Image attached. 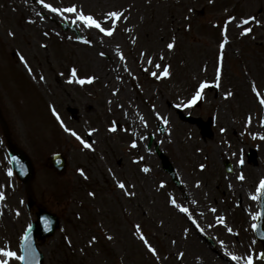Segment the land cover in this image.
<instances>
[{
    "label": "rangeland",
    "instance_id": "1",
    "mask_svg": "<svg viewBox=\"0 0 264 264\" xmlns=\"http://www.w3.org/2000/svg\"><path fill=\"white\" fill-rule=\"evenodd\" d=\"M81 12L112 34L89 27ZM262 101L264 0H0V249L20 255L37 212L26 207L30 188L62 222L40 242L45 264H264L253 233ZM6 127L35 162L31 187L9 174ZM54 153L69 159L63 174L47 169Z\"/></svg>",
    "mask_w": 264,
    "mask_h": 264
},
{
    "label": "water",
    "instance_id": "2",
    "mask_svg": "<svg viewBox=\"0 0 264 264\" xmlns=\"http://www.w3.org/2000/svg\"><path fill=\"white\" fill-rule=\"evenodd\" d=\"M11 151L14 154H17L18 156L24 159L23 155L17 150H15L13 147L11 148ZM14 154L12 156H13V160H15L17 174L19 176L25 175V172L22 170V162L18 159H15ZM24 163L26 164L27 168L30 170V175L26 177L24 181H30L33 178L32 168L30 166V163L26 159ZM57 227H58V221L56 217L44 213V211L42 210L41 213L38 215L37 222L34 223L33 226L27 232L26 236L29 238V240L27 241L29 247L27 249L25 248L26 241L24 238L23 256H25L26 259L22 261V264L43 263V257L36 247V238L45 239V237L53 235Z\"/></svg>",
    "mask_w": 264,
    "mask_h": 264
},
{
    "label": "snow or ice",
    "instance_id": "3",
    "mask_svg": "<svg viewBox=\"0 0 264 264\" xmlns=\"http://www.w3.org/2000/svg\"><path fill=\"white\" fill-rule=\"evenodd\" d=\"M40 2H41V3H44V0H40ZM47 7L50 8V9H52V11H54V12H60V11H61L59 8H55V7H53V5H51V4H48ZM67 11H68V12H76L77 9H76V7H69V8L67 9ZM110 15L113 16V17L119 18L122 14L119 13V12H112V13H110ZM79 19L85 21V22L88 24L89 27L95 26V27H97V28H101V30H102V31H106L108 35H111L112 32H113V30H112L111 28H108V29H104V28H102L100 22L97 21V20H96L94 17H92L91 15H85L83 12H81V13H80V16H79ZM250 20H255V17H251ZM248 22H249L248 20H245V21H244L245 24H247ZM256 22L259 23V21H256ZM244 31H245L246 33H248V32H251L252 29L249 27V28H245ZM173 47H174V44H172V43L168 44V48H173ZM222 47H223V45H222ZM101 55H103V53H102ZM157 67H159V65H157ZM72 74H73L74 76L76 75V69H75V68L72 69ZM164 74H165V75H169V73H168L167 71H165ZM153 75H156V73H153ZM86 79H87L88 82H92V81L95 79V77H88V78H86ZM79 83H81V84L85 83V79H79ZM201 87L203 88L204 85H202ZM198 97H199V93L197 94V98H198ZM195 99H196V98L193 99V103H195ZM262 102H264V101H262ZM112 130L114 131L115 129H112ZM86 146H87V147H91V145H90V144H87V143H86ZM134 146H135V145H134ZM241 163H243V160H241ZM201 167H203V165H202ZM144 170H145V171H148L147 168H145ZM9 174L11 175V170H9ZM239 178H240V179H244L243 175H241ZM120 187H121V188H124L125 185H124L123 183H121V184H120ZM259 190H260V191H264V180H261V182H260V189H259ZM0 198H3V194H0ZM173 203H175V201H173ZM183 211L187 212L188 209L185 208V209H183ZM229 231H231V229H229ZM28 240H29V238L26 236V237H25V241H26L25 248H26V249L29 247V245H28V243H27ZM148 246H149V248H151V250H152L153 252L156 251V249H155V248H152V246H151L150 244H149ZM0 253H2L3 256L6 258V259H0V264H9V261H10L12 258H15V259H17V260H21V261H23V260L26 259L25 256L18 255L17 252L12 251L11 249H0ZM232 258H233V259H237L238 257L233 256ZM248 264H253V258H252V257H249V258H248Z\"/></svg>",
    "mask_w": 264,
    "mask_h": 264
},
{
    "label": "bare ground",
    "instance_id": "4",
    "mask_svg": "<svg viewBox=\"0 0 264 264\" xmlns=\"http://www.w3.org/2000/svg\"><path fill=\"white\" fill-rule=\"evenodd\" d=\"M49 15V14H48ZM52 18H54V15H52Z\"/></svg>",
    "mask_w": 264,
    "mask_h": 264
}]
</instances>
